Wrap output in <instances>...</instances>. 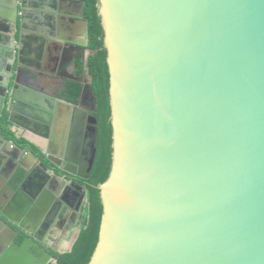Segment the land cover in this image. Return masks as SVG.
<instances>
[{"label": "water", "instance_id": "obj_1", "mask_svg": "<svg viewBox=\"0 0 264 264\" xmlns=\"http://www.w3.org/2000/svg\"><path fill=\"white\" fill-rule=\"evenodd\" d=\"M57 2H48L54 15ZM34 4L32 12L27 0H0L9 25L0 41L10 62L0 77V118L7 105L16 126L49 125L56 152L47 150V159L88 180L99 149L91 84L81 94L91 91L92 109L18 84L21 68L38 76L24 58L29 38L38 49L58 38L42 30L40 20H56L44 13L46 0ZM99 14L113 155L89 264H264V0H99ZM32 156L0 135V264L51 261L31 252L42 250L35 236L16 244L8 223L34 235L13 218L18 192L6 186Z\"/></svg>", "mask_w": 264, "mask_h": 264}, {"label": "flooded vegetation", "instance_id": "obj_2", "mask_svg": "<svg viewBox=\"0 0 264 264\" xmlns=\"http://www.w3.org/2000/svg\"><path fill=\"white\" fill-rule=\"evenodd\" d=\"M27 2L29 4V0ZM7 71L9 72V69ZM26 73V69L21 68L20 76H18V84L20 89L23 88L22 91L31 90L37 96L47 98L48 101L55 98L56 100L63 99L70 102L63 97L67 87L63 85L61 80H58V77L52 78L37 71L38 76L32 79V77L26 76ZM86 94L89 95L87 91ZM88 95L86 99H89ZM37 96L36 98H38ZM80 101L79 97L77 103H70L80 104L83 107ZM83 108L92 109V107ZM6 109L7 105L3 107V114ZM10 124L11 131H13V127L17 129L13 132L17 138H24L37 148V150H33L30 147H22L23 149H29L33 154L31 158L24 161L25 174L15 168L12 170L11 178L6 182L8 188L18 192L15 199L19 208L13 210V218L21 225L34 230V235L27 234L13 223L6 221L17 232L14 238L16 244L21 245L26 238L34 239L35 236L40 241L37 244L42 250L38 252V250L33 249L31 252L38 255L39 262L46 260V254L50 255L51 261L47 264H53L54 261L57 262L54 254L69 252L71 245H74L80 235L88 203L84 182L89 179L84 180L61 171L47 159L48 155L45 152L51 150L52 145L56 143H50L49 125L39 123L40 127L28 126V128H24ZM27 131L33 133V140L26 139ZM0 135L5 137L2 133ZM46 140H48L47 144L45 143ZM53 147L52 152H56V145ZM4 189L3 193L6 196L9 193L7 190L5 192ZM39 199L42 200L43 204L48 205L46 209L38 204Z\"/></svg>", "mask_w": 264, "mask_h": 264}, {"label": "trees", "instance_id": "obj_3", "mask_svg": "<svg viewBox=\"0 0 264 264\" xmlns=\"http://www.w3.org/2000/svg\"><path fill=\"white\" fill-rule=\"evenodd\" d=\"M84 15L89 21V48L93 52L88 59L91 85L96 97V115L99 118V149L92 174L86 186L88 203L84 214V223L80 235L72 250L54 254L57 264H89L99 241L103 216L100 186L109 178L112 168L113 127L111 123L110 72L107 62L108 52L104 45L105 32L99 14V0H82ZM63 97L77 103L82 92L80 84L70 83ZM9 113L5 110L0 121V133L20 147L37 150L24 138H17L10 129Z\"/></svg>", "mask_w": 264, "mask_h": 264}, {"label": "crops", "instance_id": "obj_4", "mask_svg": "<svg viewBox=\"0 0 264 264\" xmlns=\"http://www.w3.org/2000/svg\"><path fill=\"white\" fill-rule=\"evenodd\" d=\"M34 1L29 0L30 10L34 11ZM3 2V1H2ZM46 0L47 10L44 12L48 16H56L55 21L51 18L40 20L42 30L44 32H54L58 38L47 37L48 40L41 49H38L37 40L30 37L25 47L24 58L26 63L31 66H37L38 71L52 78L61 80L63 85L70 83L80 84L82 89L91 84V77L88 69V59L93 54L89 48V39L86 36V25L80 17L81 5L78 0H58L57 7L60 11L58 14H53L48 9L52 7L51 3ZM1 14L9 15L7 7L1 6ZM30 25L33 26V15L30 16ZM84 18L85 15H84ZM8 19L0 18V37H5L8 29ZM32 33V32H31ZM19 32H17V37ZM0 38V39H1ZM39 43V42H38ZM86 44H88L86 46ZM40 45V44H39ZM6 44L0 41V77L7 74L9 69V60L6 58L4 48ZM41 55V59L38 58ZM92 86V85H91ZM3 89L0 84V93ZM88 94L80 95V102L83 107H93V97L91 91L87 90ZM88 95L89 99H86ZM16 115L21 116V111H17ZM17 130L13 127V131ZM20 133V131H19ZM33 133L27 131L26 139L33 140ZM47 141L45 143L47 144Z\"/></svg>", "mask_w": 264, "mask_h": 264}]
</instances>
